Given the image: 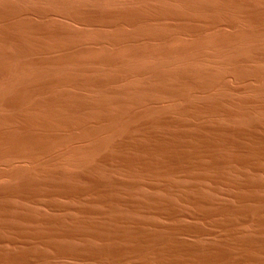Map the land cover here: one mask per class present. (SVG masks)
Segmentation results:
<instances>
[{
  "label": "bare ground",
  "instance_id": "obj_1",
  "mask_svg": "<svg viewBox=\"0 0 264 264\" xmlns=\"http://www.w3.org/2000/svg\"><path fill=\"white\" fill-rule=\"evenodd\" d=\"M54 18L85 30L49 23ZM260 160L264 0H0V264H65L67 258L126 264L129 255L134 264L254 263L264 256L257 238L202 243L209 235L197 223L190 231L193 220L184 223L188 229L174 219L166 226L158 219L129 223L131 209L171 218L179 213L171 204L161 207L162 196L149 208L145 198L126 203L121 193L146 176L157 190L164 175L190 178L207 167L234 173L236 166L263 165ZM255 190L252 206L234 213L230 226L264 228V196ZM19 198L52 212L29 213L30 207L19 214L13 204ZM202 200L213 205L207 220L232 214L219 199V206ZM145 230L156 231L146 234L149 244L142 242ZM189 232L199 237L194 244L183 241ZM113 242L119 263L109 250Z\"/></svg>",
  "mask_w": 264,
  "mask_h": 264
},
{
  "label": "rangeland",
  "instance_id": "obj_2",
  "mask_svg": "<svg viewBox=\"0 0 264 264\" xmlns=\"http://www.w3.org/2000/svg\"><path fill=\"white\" fill-rule=\"evenodd\" d=\"M64 21V22H63ZM66 21V22H65ZM59 22V23H58ZM69 21H67V20H63V19H59V18H54V19H51V20H49V23H53V24H57V25H61V26H65V27H68V28H71V29H74L75 28V30L76 31H78V32H81V31H83V30H85V27H83L82 26V28L80 27L81 25H78V24H75V23H71V22H69ZM46 23H48V22H46ZM63 24V25H62ZM78 25V26H77ZM75 26V27H74ZM74 27V28H73ZM81 29V30H80ZM260 161H263V160H260ZM260 163V162H259ZM258 163V161H257V163L255 162V163H253L252 165H254V166H248V167H238V166H236V168L234 169V173H233V171L232 170H226V169H223L222 170V168L221 167H219V168H210V167H207L206 169H204V171H203V174H202V170L200 169V171H201V173H200V171L199 170H197V171H195V173H197V174H195L194 172L192 173L193 175H195V176H193V175H191V179H193V180H191L190 178H189V176L187 177L186 176V174L184 175V173H182V174H179L180 176H175V177H172V179H168L169 177H165V175L164 176H162L161 177V179H158V188H157V190L156 189H153L150 185L152 184V183H154V182H156V180H154V178H150L151 176H148V178H147V176L145 177V179H147V181L146 180H143V181H141L140 183H139V185L138 184H136V183H133L134 184V187H133V184H132V186L131 187H129V188H131V189H127L126 187H125V189H124V192L123 193H121V195L123 196V200L126 202V203H129L132 199L133 200H135L136 201V199H135V197H137V198H145V202H144V204H147V205H150V207L149 208H151V207H153V206H155L153 203V201H154V199H159L161 196V199H159V200H157V203L159 202V204H160V201L162 200L163 202H162V204H160V206L161 207H163L164 205H166V204H171V205H173V209H172V211H174V212H177V213H179V216H177L175 213H173L174 215H176V217L175 218H171V217H167V216H165V215H163V216H165V217H163L162 215H156V216H158V217H156V216H151V214H148L149 212H146L147 210L146 209H144V207H142V209H144V211H145V214L143 213V210H141V208H140V210L139 211H134V210H130V211H127V212H125V213H128V220H129V223H131V221H133V219H134V221H139L140 219H144L143 220V222H144V224H147V222L149 221V222H152V221H157V219H158V221L157 222H159V220H161V224L163 223V225L164 226H166L165 225V223H168V225L169 224H172L173 223V220L172 219H174V222L176 221V225L178 224V222H179V224L178 225H180L182 228H183V226L181 225V224H183L184 225V228H186V227H189L190 226V228H191V230L190 231H195V229H197V227H199V225L200 226H205V228H206V233L207 234H205V235H209L208 236V238H206V236H203V238H204V240H203V238H202V243L204 242V241H206L207 240V242H205V243H211V241H209V240H212V242L213 243H216V242H218V243H224V242H228V243H232V244H234V245H240L241 243H243L244 241H245V244L246 243H249V242H251L254 238L258 241V243H262V242H264V228L263 227H261L259 224L257 225V224H248V223H243V224H240V225H242V226H240L239 225V223L238 224H231V226H233V227H231L230 226V223L233 221V219L235 218V217H233L235 214L234 213H236V212H243L244 210L246 211L250 206H252V202L251 201H253V200H251V199H253L254 197V190H255V188L256 187H258V188H256L257 189V191L259 190L260 192H261V194H259L260 192L258 191V192H256V190H255V193H257L256 194V196H258V197H260V196H262V194H263V196H264V173L263 174H261L262 173V171L261 170H263V172H264V168H260V166L262 165L261 163L259 164ZM259 164V165H258ZM255 166H256V169H255ZM259 166V167H258ZM264 166V161H263V165L261 166V167H263ZM237 168H238V170H237ZM242 168V169H241ZM243 168H244V170H243ZM251 168V169H250ZM254 168V169H253ZM257 168H259V170L257 169ZM208 169H210V170H208ZM215 169V170H214ZM247 169V170H246ZM250 169V170H249ZM222 170V171H221ZM240 170V171H239ZM257 170V171H256ZM205 171H208V172H205ZM211 171H212V173H211ZM215 171H217V172H215ZM242 171V172H241ZM247 171V172H246ZM260 171V172H259ZM205 172V173H204ZM222 172H224V173H222ZM237 172V174H235ZM257 172V173H256ZM188 173V172H187ZM209 175H208V174ZM222 173V174H221ZM227 173V174H226ZM233 173V174H232ZM248 173V174H247ZM259 173V174H258ZM206 174V175H205ZM240 174V175H239ZM201 176V175H203L205 178L203 179V181L202 180H200V178H199V176ZM225 175H227L226 176V178H225ZM229 175H231V176H229ZM239 175V176H238ZM250 175V176H249ZM185 176V177H184ZM214 176H216V177H214ZM223 178H222V177ZM235 176H237L236 178H235ZM241 176V177H240ZM177 177H179L180 179H178ZM211 177V178H210ZM233 177V178H232ZM246 177V178H245ZM248 177V178H247ZM252 177V178H251ZM259 177V178H258ZM177 178V179H176ZM181 178H182V180L183 181H180L181 180ZM185 178H187V179H185ZM196 180H195V179ZM198 178H199V180H198ZM229 178V179H228ZM232 178V179H231ZM239 178V179H238ZM251 178V179H250ZM256 178V179H255ZM261 178V179H260ZM168 179V180H167ZM176 179V180H175ZM207 179V180H206ZM214 179V180H213ZM217 179V180H216ZM226 179V180H225ZM239 180V181H237V180ZM246 179H247V181H246ZM258 179H259V181H258ZM127 180H128V178H127ZM148 180H150V181H148ZM169 180H171V181H169ZM236 180V183H234V181ZM240 180L241 181H243V183L242 182H240ZM252 180H254V181H252ZM256 180V181H255ZM261 180V181H260ZM145 181V182H144ZM191 181H193V183H191ZM196 183H195V182ZM205 181V182H204ZM209 183H208V182ZM223 181V182H222ZM232 183H231V182ZM246 181V182H245ZM143 182V183H142ZM147 182H150V183H147ZM160 182V183H159ZM161 182H163V183H161ZM166 182V183H165ZM167 182H170V183H168L167 184ZM175 182H178V183H176L175 184ZM179 182H181V183H179ZM199 182V183H198ZM213 182H215V183H213ZM218 182H221V183H218ZM230 182V183H229ZM239 182H240V185H239ZM251 182V184H249ZM254 182V183H253ZM258 182H260V183H258ZM261 182L263 183V184H261ZM142 183V184H141ZM147 183V184H146ZM165 183V184H164ZM186 183V184H185ZM224 183V184H223ZM226 183H227V185H226ZM246 183V184H245ZM258 183V184H257ZM143 185H145V187L143 186V189H142V186ZM164 184V185H163ZM182 186H181V185ZM183 184H184V187H183ZM191 184V185H190ZM196 184V185H195ZM204 184V185H203ZM235 184V185H234ZM238 184V185H237ZM243 184V185H242ZM250 185V186H248V185ZM135 185H136V187H135ZM147 185V186H146ZM168 185V186H167ZM171 185H172V187H171ZM178 185V186H177ZM196 187H194V186ZM199 185H201V186H203V187H201V186H199ZM217 185V186H216ZM234 185V186H233ZM254 185V186H253ZM259 185H260V189H259ZM176 186V187H175ZM180 186V187H179ZM185 186H186V188H185ZM189 186H191V187H189ZM231 186V187H230ZM139 187V188H138ZM171 187V188H170ZM183 187V190L182 189H180V188H182ZM188 187V188H187ZM194 187V188H193ZM201 187V188H200ZM216 187V188H215ZM228 187V188H227ZM233 187V188H232ZM237 187V188H236ZM241 187H243V188H241ZM249 187V188H248ZM134 188V189H133ZM137 188V189H136ZM167 188V189H166ZM170 188V189H169ZM175 188V189H174ZM178 188H179V190H178ZM185 188V189H184ZM193 188V189H192ZM198 188H199V190H198ZM247 188V189H246ZM164 189V190H163ZM172 189V190H171ZM214 189V190H213ZM237 189V190H236ZM253 189V190H252ZM125 190H127V191H125ZM133 190H135V191H133ZM143 190V192H141ZM148 190V191H147ZM150 190V191H149ZM159 190H161V191H159ZM163 190V191H162ZM178 191V192H181V193H178V192H176V191ZM187 190V191H186ZM191 190H193L194 192L197 190V192L196 193H194L193 191H191ZM238 190H240V191H238ZM243 190V191H242ZM137 191V192H136ZM140 193H139V192ZM144 191H146V192H144ZM173 191H174V194H173ZM190 191H191V193H193V194H191L190 193ZM219 191H221V192H219ZM234 191V192H233ZM235 191H236V193L238 192L239 194H236L235 193ZM126 192V193H125ZM152 192L154 193V195L152 194ZM163 192V193H162ZM185 192H187V193H185ZM216 192H218V193H216ZM244 192H248V193H244ZM249 192L251 193V195H249ZM128 193V194H127ZM133 193V194H132ZM134 193H136V194H138V196L137 195H135ZM142 193H146L145 195L144 194H142ZM148 193H150V194H148ZM168 193V194H167ZM240 193H241V196H242V198H241V196H240ZM253 193V194H252ZM124 194H126L125 196H124ZM129 194H130V196H129ZM131 194L132 195H135V196H133V197H131ZM142 194V195H141ZM166 194V195H165ZM170 194L172 195V197H169L170 196ZM188 194V195H187ZM190 194H191V196H190ZM196 194V195H195ZM198 194V195H197ZM216 194H218V195H220V197L218 196V195H216ZM223 194V195H222ZM229 194V195H228ZM233 196H232V195ZM236 194V197L234 196ZM244 194V195H243ZM247 194H248V196H247ZM141 195V196H140ZM149 195V196H148ZM164 195V196H163ZM168 195V196H167ZM182 195V196H181ZM192 195H193V197H192ZM195 195V196H194ZM128 196V197H127ZM146 196V197H145ZM159 196V197H158ZM175 196V197H174ZM187 198H186V197ZM190 196V197H189ZM214 196H216V197H219V198H216V197H214ZM230 196V197H229ZM232 196V197H231ZM250 196H252L253 198H249ZM255 196V197H256ZM152 197H155V198H153L152 199ZM165 197V198H164ZM168 197V198H167ZM177 197V198H176ZM182 197V198H181ZM184 197V198H183ZM191 198V201H190V199L189 198ZM233 197H234V200H235V202H234V204H233ZM239 197V198H238ZM244 197V198H243ZM127 198H129V199H127ZM151 198V199H150ZM164 198V199H163ZM173 198V199H172ZM199 198V199H198ZM211 198V200H212V202L214 203L215 202V200H216V202L214 203V206H221V207H223V206H226V207H229L230 208V210H231V215L229 216V214L227 213V214H225L224 216H220V215H216L215 214V217H212L211 219H209V220H207V219H205L204 218V213L206 212V211H209V210H212V207H213V205H209V207H208V205H206V204H204V202H203V200L202 199H210ZM213 198V199H212ZM226 198V199H225ZM245 198H248V199H245ZM257 198V197H256ZM60 199V198H59ZM146 199H148V203H146ZM178 199H183V200H178ZM185 199V200H184ZM188 199H189V201H188ZM217 199H219L220 200V202L222 203V201H223V204H221L220 202H218L219 200H217ZM240 199V200H239ZM242 199V200H241ZM150 200H151V202H150ZM153 200V201H152ZM166 200V201H165ZM172 200V201H171ZM175 200V201H174ZM202 200V201H201ZM245 200H247V201H245ZM15 201H18V202H16V203H13L16 207H18L17 208V211L19 212V210L20 211H22V212H19V214H23V213H27L31 208V210H30V212L29 213H34L35 211V213H37V212H40L41 214H48V212H52V211H48L47 210V208H44L43 206H42V204H40L39 205V207H41V208H39L36 204H33L31 201H29V200H27V199H25V201H24V199H18V200H15ZM20 201H22V202H20ZM165 201V202H164ZM182 201H183V203H182ZM197 201V202H196ZM232 201V202H231ZM238 201V202H237ZM243 201V203H241ZM248 201H250L251 203L250 204H248L249 202ZM59 202H60V200H59ZM63 202V199H61V203ZM166 202H169V203H166ZM175 203V204H173V203ZM187 202V203H186ZM189 202V203H188ZM217 202L219 203V205L217 204ZM227 202V203H226ZM229 202H231V204L229 203ZM244 202H245V205H244ZM30 203H31V205H30ZM194 205H193V204ZM200 203H202V204H200ZM226 203V204H225ZM229 203V204H228ZM239 203H241V204H239ZM19 204V205H18ZM33 204V205H32ZM176 204L177 205H181L180 207L179 206H177L176 207ZM188 204V205H187ZM237 204V205H236ZM24 205H26L25 207H23ZM30 205V206H29ZM171 205H167V206H165V209L166 208H168L169 207V209H170V206ZM223 205V206H222ZM244 205V206H243ZM33 206V207H32ZM182 206H185L184 208L182 207ZM198 206V207H197ZM231 206V207H230ZM249 206V207H248ZM22 207V208H21ZM28 207V208H27ZM31 207V208H30ZM172 207V206H171ZM208 207V208H207ZM211 207V208H210ZM235 207V208H234ZM248 207V208H247ZM20 208V209H19ZM174 208H175V210H174ZM181 208V209H180ZM182 208H183V210H185V211H183L182 210ZM193 208V209H192ZM195 208V209H194ZM198 208L200 209V210H198ZM202 208V209H201ZM242 208V209H241ZM19 209V210H18ZM26 209V210H25ZM37 209V210H36ZM43 209H45V210H43ZM180 209V210H179ZM206 209H208V210H206ZM233 209V210H232ZM25 210V211H24ZM121 210V209H120ZM134 211V212H133ZM141 211V212H140ZM182 211H183V213H182ZM204 211V212H203ZM122 212V211H121ZM131 212V213H130ZM186 212H188V213H186ZM189 212L192 214V215H190V216H186V214L187 215H189ZM124 213V214H125ZM132 213H134V214H132ZM136 213H137V215H136ZM186 213V214H185ZM197 213H199V214H197ZM201 213V214H200ZM28 214V213H27ZM69 214V213H68ZM182 214H184L185 216H183ZM203 214V218H202V215ZM121 215H123V213H121ZM136 215V216H135ZM150 217H149V216ZM137 216H138V218H139V216H140V218L139 219H136L137 218ZM146 216V217H145ZM161 216V217H160ZM185 217V218H183V220L184 219H186V221L184 220H182V217ZM201 217V219H200V217ZM214 216V215H213ZM227 216H229V217H227ZM133 217V218H132ZM144 217V218H143ZM147 217H149V218H147ZM161 219H160V218ZM178 217H179V219H178ZM190 217V218H189ZM231 217H232V219H231ZM153 218H155L154 220H153ZM168 218L169 219H171L170 221H166V220H168ZM216 218V219H215ZM221 218H223V219H221ZM163 219V220H162ZM198 219H199V221H198ZM221 219V220H220ZM147 220V221H146ZM192 221V223H190L191 221ZM204 220H206V221H204ZM211 220V222H209L208 223V221H210ZM227 220V221H226ZM232 220V221H231ZM163 221V222H162ZM172 221V222H171ZM195 221H197V222H195ZM213 221H215V222H213ZM229 221H231V222H229ZM200 222V223H199ZM202 222V223H201ZM217 222H219V224L217 223ZM184 223H190V225L189 224H187V226L184 224ZM195 223H197V225L195 224ZM211 223V224H210ZM216 223V224H215ZM224 223H227V224H225L224 225ZM150 223H148L147 225H149ZM191 224H193V226L191 225ZM202 224H204V225H202ZM206 224V225H205ZM214 224V225H213ZM189 225V226H188ZM230 226V228H229V226ZM245 225V226H244ZM250 227H249V226ZM252 225V226H251ZM195 226H197L196 228H195ZM219 226V227H218ZM227 226V227H226ZM236 226V227H235ZM238 226V227H237ZM208 227V228H207ZM209 227H211V228H213V229H211V228H209ZM249 229H247V228ZM257 227H259V228H257ZM131 227H128V229H130ZM183 228V229H184ZM220 228H221V230H220ZM223 228V229H222ZM229 230H228V229ZM232 228V229H231ZM239 228L240 229H244V230H239ZM251 228H253V229H251ZM255 228V229H254ZM257 228V229H256ZM263 228V229H262ZM186 229H188V228H186ZM185 229V230H186ZM210 229V230H209ZM217 229H219V231L217 230ZM234 229V230H233ZM251 229V230H250ZM262 229V230H261ZM127 230V229H126ZM211 231V232H209V231ZM212 230H214V231H216L217 230V236H219V237H216V232H212ZM224 230H225V232H224ZM230 230H232L231 232L232 233H234V235L231 233L230 234ZM239 232H238V231ZM247 230V231H246ZM254 232H253V231ZM256 230V231H255ZM260 230V231H259ZM147 231V232H146ZM227 231V232H226ZM234 231H237V233L236 232H234ZM249 231V232H248ZM263 231V232H262ZM135 232V233H134ZM145 232V233H144ZM150 231L149 230H145V231H143V235H145L146 237H144L145 238V240L148 238V236L150 235V234H155L156 233V231H151V233H149ZM209 232V233H208ZM221 232H222V234H221ZM254 233V235H251V234H253ZM128 233H134V235L136 234V231H128ZM148 233V234H147ZM193 232H189V234H188V236H189V238H188V236H187V234H184L185 236H187V237H185L184 235V239H183V241L184 242H186V243H190V244H194L195 242H197V239H199V237H197L196 235L194 236L193 234H192ZM212 233V234H211ZM225 233V234H224ZM227 233V234H226ZM242 233H249L248 235H247V237H245L246 235L245 234H242ZM148 236H147V235ZM219 234V235H218ZM143 235H142V237H143ZM191 235V236H190ZM227 235V236H226ZM239 235L241 236V237H239ZM244 236V240H239L240 238L241 239H243V236ZM258 235V236H257ZM261 235H263V238L261 237ZM194 236V237H193ZM222 236V237H221ZM224 236V237H223ZM237 236V237H236ZM253 238H252V237ZM256 236V237H255ZM141 237V238H142ZM213 237V238H212ZM230 237H232V238H234L235 237V239H231ZM259 237V238H258ZM261 237V238H260ZM186 238H188V239H186ZM193 238H194V240H193ZM196 238V239H195ZM215 238V239H214ZM219 238H221V239H219ZM229 238V239H228ZM248 238L250 239V240H248ZM186 239V240H185ZM214 239V240H213ZM216 239H218V240H216ZM227 239V240H226ZM230 239L232 240V241H230ZM262 239V240H261ZM130 240H132V242H133V240H136L135 239V237L133 236V239H130ZM130 240H129V244L131 243L130 242ZM141 240H143V239H141ZM142 241V242H144V243H146V244H149L148 242H150L148 239V242H147V240L146 241ZM196 240V241H195ZM223 240H225V241H223ZM237 240V241H236ZM241 242H239V241ZM246 240H248V241H246ZM195 241V242H194ZM253 241H255V240H253ZM192 242V243H191ZM235 242V243H234ZM18 243H20L19 241H18ZM100 243V244H99ZM114 243V242H113ZM228 243H225V244H228ZM240 243V244H239ZM101 242H98V245L99 246H101ZM132 244V243H131ZM245 244H243V245H245ZM112 244H110V246H111ZM115 246V247H114ZM114 246L112 245V247L114 248H112L111 247V249L109 248V250H110V253H112L113 254V256H114V258H115V262L116 263H119V259H118V256H117V242H115L114 243ZM134 246V245H133ZM109 247V246H108ZM128 247H131V245H128ZM144 247H146L145 248V254H146V251H147V247H148V245L146 246L145 244L144 245H142V248H144ZM131 249H133L132 247H131ZM137 249H138V247H137ZM111 250H113V251H111ZM115 253V254H114ZM144 253V252H143ZM132 256V257H131ZM129 255L128 256V259L126 258L125 260H124V263H126V264H134V261H133V259H134V255ZM262 257V259L260 260V258ZM132 258V259H131ZM142 260L145 262V259H146V255L144 256V254H143V256H142ZM264 256H258V258L255 260V261H253L254 263H252V262H250V261H248V263L246 262V263H244V264H264ZM68 259V260H67ZM65 261H64V263L65 264H68L67 262H69L70 264H90L91 262L90 261H86V262H84V260H82V259H75V258H72V259H69V258H67ZM128 260H130V261H128ZM132 260V261H131ZM258 260H259V263H258ZM62 261V262H63ZM263 261V262H262ZM236 264V263H235ZM237 264H239V263H237ZM243 264V263H242Z\"/></svg>",
  "mask_w": 264,
  "mask_h": 264
}]
</instances>
